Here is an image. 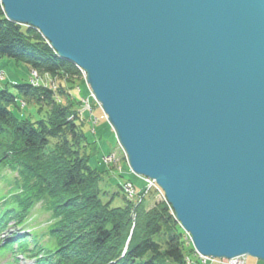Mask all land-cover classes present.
I'll return each instance as SVG.
<instances>
[{"label": "water", "instance_id": "1", "mask_svg": "<svg viewBox=\"0 0 264 264\" xmlns=\"http://www.w3.org/2000/svg\"><path fill=\"white\" fill-rule=\"evenodd\" d=\"M0 2L84 71L198 253L264 262V0Z\"/></svg>", "mask_w": 264, "mask_h": 264}, {"label": "trees", "instance_id": "2", "mask_svg": "<svg viewBox=\"0 0 264 264\" xmlns=\"http://www.w3.org/2000/svg\"><path fill=\"white\" fill-rule=\"evenodd\" d=\"M4 56L58 84L52 89L29 80L13 83L23 95L20 101L7 83L0 85V179L9 184L0 195V232L23 228L39 204L49 212L44 231L53 241L44 246L33 232L14 231L0 247L9 246L33 264H187L184 232L171 206L163 198L145 205L155 190L135 187L133 202L123 194L130 179L119 184L121 193L100 188L109 174L121 176L123 171L104 165L106 154L102 166L90 162L94 150L86 125L95 134L93 124L103 114H93L89 94L75 95L81 70L60 58L36 28L7 19L0 3ZM85 99L90 109H83ZM24 100L33 101L34 111L24 109ZM115 196L120 202L113 205Z\"/></svg>", "mask_w": 264, "mask_h": 264}, {"label": "rangeland", "instance_id": "3", "mask_svg": "<svg viewBox=\"0 0 264 264\" xmlns=\"http://www.w3.org/2000/svg\"><path fill=\"white\" fill-rule=\"evenodd\" d=\"M78 68L81 70L82 76L80 75V77L77 78V82H78L77 84H80L79 85L80 90L78 91L76 89V88H78L76 85V87L74 88L75 95L79 97V96H86L89 94L90 101L92 102L93 107H94L93 114L95 116L99 117V115L102 113L103 119H104V120L100 119L96 124H93V127L95 128V134L92 131H90L89 124L86 125V132H87V135L89 137V140L91 142H93L92 146H93V150H94V152L92 153V157H91L90 162H91V164H94V165H97L100 167V166H102L101 165V157L103 154H106L102 158V163L104 165H106L108 163L110 167L112 166L114 169H117L118 172H120L121 170L123 171L121 176L117 175V174H115V175L109 174L108 177H105V179L100 183V188L107 190L109 192L119 191L121 193L122 192L121 191L122 186L120 187L119 184H122L121 182L125 179H130L133 182V184L137 190L140 188H143V187L147 188L148 185L146 182L143 181V177L133 173L132 170L130 169V167L128 166L126 155H125L123 149L121 148V146L119 145V143L117 142L113 129L111 128L110 124L108 123L106 116L103 113L100 105L97 103V101L92 96L90 88L88 87L87 83L85 82L84 71L80 67H78ZM0 70L3 71V73L0 71V75H1L0 77L2 78V80L0 81V85L7 83L9 89L11 91L15 92L16 94H18V96H19L18 101H20L23 98V95H21L19 92H17L16 88L13 87L12 84L13 83L26 82L28 80L30 81L31 70H30L29 66L23 62H17L12 58L4 56V57H0ZM82 77H83V79H81ZM39 82L42 84H46V86L54 89V87H55L54 85L57 86V84H58V79L47 77V78L39 80ZM34 85H36V84H34ZM29 103H31V104H29ZM32 103H33V101H28V103H27L26 100H24V101H22L21 105L22 106L24 105V109L26 111H34V106H32ZM26 111H25V114H26ZM15 112L19 113L20 110L19 111L15 110ZM108 156L111 157L112 161H110V162L105 161V160H107ZM99 161H100V163H98ZM112 171H114V170H112ZM7 172H9V171H7ZM8 189H9V184L5 183L4 181H2L0 179V195L2 193H7ZM123 194L127 200L133 201V202L136 201L135 200L136 196L130 197L127 192H123ZM102 196L104 197V199H107L109 197V195L106 193H102ZM161 198H163L165 200L164 197H161L160 193L155 191L151 195V197H148L145 205L147 207H149L154 203L155 200H157V199L159 200ZM119 202H120V200H119L118 196H115L112 204L113 205L118 204ZM35 209L36 210L30 216L32 218L29 221H27V223L23 226V228H19V229L10 228L8 231H6L4 233L0 232V241L5 237H12L14 231H19L18 233H20V234H22L24 231H26V232L31 231V232H33V236L39 238V240L41 241V243L44 246H49L50 244H52V242H53L52 239H50V237H48V235L44 231V228L46 227V223L49 220V212L43 210V208L40 209L39 204L36 205ZM38 211H40V212H38ZM10 226H13L12 222H10ZM43 232H44V234H43ZM183 232H184L183 240L186 243V246L184 249L185 250L184 254H185V261L187 264H203L204 263L202 261L203 258L206 259V260H204L205 261L204 264H223L220 261L224 260V258H213L211 256H205V255L203 256L198 252L196 254L195 253L196 251L194 250V248L192 246L190 234L185 232L184 230H183ZM191 247L193 248V253H191L189 251ZM243 255H245V254H243ZM237 256H239V255H237ZM234 257H236V256H234ZM231 258H233V257H231ZM231 258H229V259H231ZM244 262H245V264H264V262L254 258V257L247 256V255H245V261ZM0 264H33V262L27 256H24V255L20 254L19 252L13 253L12 249L9 246H7V247L3 246V247H0Z\"/></svg>", "mask_w": 264, "mask_h": 264}, {"label": "built area", "instance_id": "4", "mask_svg": "<svg viewBox=\"0 0 264 264\" xmlns=\"http://www.w3.org/2000/svg\"><path fill=\"white\" fill-rule=\"evenodd\" d=\"M41 79H43L42 76H40L35 70L31 71V78H30L31 83L37 85L39 80H41ZM83 102H84L83 109H90V106L88 104V100L85 99V100H83ZM105 161L106 162H110V161H112V159H111L110 156H108L107 160H105ZM143 181L147 183V185H148L147 189H153V190L157 191L158 193H160L161 197H164L161 189L158 187V185L156 184V182L153 179L144 177ZM123 189H124L125 192H127L129 194L130 197L131 196L134 197L136 195L135 187H134L133 183L130 180H126L124 182ZM204 260H206V259L203 258V260H202L205 263ZM244 261H245V255H239V256L233 257L231 259L222 260L220 262L223 263V264H245Z\"/></svg>", "mask_w": 264, "mask_h": 264}, {"label": "bare ground", "instance_id": "5", "mask_svg": "<svg viewBox=\"0 0 264 264\" xmlns=\"http://www.w3.org/2000/svg\"><path fill=\"white\" fill-rule=\"evenodd\" d=\"M143 178L146 177V176H142ZM195 250V249H194ZM196 251V250H195ZM197 254V251L195 252ZM243 255V254H242ZM204 256V255H203ZM229 258H224V260H227Z\"/></svg>", "mask_w": 264, "mask_h": 264}]
</instances>
